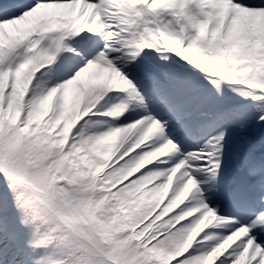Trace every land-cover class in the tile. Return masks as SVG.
Masks as SVG:
<instances>
[{"label":"snow or ice","instance_id":"1","mask_svg":"<svg viewBox=\"0 0 264 264\" xmlns=\"http://www.w3.org/2000/svg\"><path fill=\"white\" fill-rule=\"evenodd\" d=\"M0 264H264V0H0Z\"/></svg>","mask_w":264,"mask_h":264}]
</instances>
